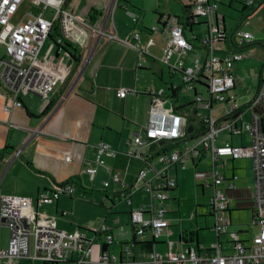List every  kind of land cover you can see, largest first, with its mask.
Listing matches in <instances>:
<instances>
[{
    "label": "crops",
    "instance_id": "0c3cea01",
    "mask_svg": "<svg viewBox=\"0 0 264 264\" xmlns=\"http://www.w3.org/2000/svg\"><path fill=\"white\" fill-rule=\"evenodd\" d=\"M111 1L75 0V3L68 8L70 0H67L66 9L68 11L86 20L95 28L102 29L104 27V35L94 37L91 40L89 33L85 32L86 37L83 40V37L80 38L79 35L84 30L76 24L73 38L62 39L57 47L54 42L56 38L54 31L51 32L54 38L49 37L51 39L48 44L49 47L41 55L42 47L40 55L48 54L50 62L57 64V68L64 76V81L56 84L47 99H40L34 95H24L20 98L21 107H14L6 112L4 106L9 104V101L4 91L0 90V195H17L30 199L31 209L34 212L53 218L56 227L68 235L82 233L79 231L81 228H79V222L75 215L77 212H87L89 208L97 207L95 205L97 195L93 194L100 193L103 197L99 200V205L102 208L106 206L105 203H109V210H111L117 202L121 201L127 202L131 207V192L134 190L146 192L144 188L137 186L139 171L149 168L153 171L161 170L163 165L158 161L160 153L172 147L182 150L198 137L185 138L171 143L165 140L154 141L142 146L132 143L136 136L143 135V131L147 126L152 89L155 91L164 89V95L161 96L164 102L162 108L169 110L170 104H172L173 113L185 117L186 134H189L187 132L189 126H192L191 133L196 126L195 123L188 121V117L193 112L203 116L209 114L208 110L198 107L194 101L181 107L176 104L180 88L171 80L175 77V74L179 73H171L168 67L159 60L165 45V37L160 30L152 31V27L158 28L163 25V22H161L162 25L158 24L159 15L162 16V19L169 17V15L164 14V12L155 13V6L153 4L152 6L151 4L148 5L145 0H136L137 2L118 0L117 6L108 15V7ZM183 1L185 2L183 3ZM247 1L219 0L217 11L224 18L223 25L228 40L232 35L234 36L233 33L244 20L257 18L258 21L264 23V0H253L247 10L242 12V4ZM178 2L182 5L183 10L184 6H190L191 0H178ZM132 3L135 6H132ZM80 5L86 8L76 12ZM91 10L97 13L96 19L89 18ZM123 10L126 14L130 13L132 15L131 19L126 16L128 21H123L121 17L117 16L120 19L119 22H115L113 17L121 15ZM147 11L150 15L146 14ZM133 18H135L134 22L136 20L137 22H131ZM171 20L183 23L181 17H173ZM195 28L199 27L185 28V35L188 40L192 41L194 46L192 50L205 52V49L199 47V44L193 40V36H202V34L194 33ZM135 33L139 35V42L147 51V54L140 58H138L134 49L122 43L127 38L132 40V35ZM244 33H251L250 35L255 41L264 42V36H258L259 30L255 31L252 26ZM109 36H116L117 40L109 39ZM228 40L218 44L223 47L216 49V56L223 58L228 53L238 51L230 46ZM97 41L98 44L92 54V47ZM257 45L259 44L247 47L244 53ZM259 46L264 50L263 46ZM63 51L67 53L68 59L61 57ZM191 51L183 56L184 65L186 66L192 63V58L189 59V64L187 63L188 54ZM79 57H81V61L80 65L77 66L76 62ZM205 57L206 53L204 59ZM85 59L87 61H83ZM176 60L177 57L173 56L171 63ZM160 62L166 67L168 75L172 78L167 82L169 83L167 88L157 86L163 83L164 69ZM82 63H86V68L80 78L76 80ZM137 64H140V67ZM249 66L253 65L248 64L246 68L240 61L233 64L235 94L240 102H246L254 95L260 83L259 79L264 64L260 67L255 80L256 86L253 94L248 93V98H243L236 89L235 73L240 70L246 71ZM249 72L252 73L253 68H250ZM73 85L74 87L70 92ZM163 85L166 84L163 83ZM123 88L133 89L134 92L122 99L118 98L116 91ZM182 88H184L183 84ZM47 108L49 110H46ZM216 111L213 112V119H215ZM215 121V128L218 130L214 141L216 147L224 144L247 146L249 144L244 145V142H251L250 136L243 133L236 135L238 139L234 143L233 135L220 129V123L224 122L225 118L222 117ZM220 134L222 138L219 140ZM244 135H247L248 139ZM173 143L174 145L171 146ZM99 145L108 147L100 155V159L103 161L100 166L95 162ZM16 151L20 153L17 157L14 156ZM204 156L209 157L207 153L200 149L196 155L186 162L185 169L171 166L166 171L167 178L175 180L176 186L168 193V199L165 201L176 202V208L173 211L166 210L164 219L168 221L169 226L159 237L154 239V251L160 254H166L168 251L180 252L194 249L197 254L205 255L210 253L208 251L210 246L217 243V240L223 245L224 251L225 247H227L228 252L230 251L226 238L223 237L225 239L222 240L217 237L215 231L211 228V217L207 219L205 218L206 215L199 216L203 215V212L196 206L199 194L201 196L205 195L204 191L206 189L210 191L209 197L212 193L211 185L204 183L203 186H200L196 183L195 171ZM66 158L70 160L67 161ZM154 160L157 161L158 166L154 164ZM221 161L224 176L221 188L229 199L227 215L230 232L236 233L243 245L249 246L252 238L258 233L253 215L252 189L254 176L252 162L248 158L222 159ZM90 166L97 168L96 174L92 177L85 173V169ZM115 171L121 174V183L112 182L111 179ZM152 176V171L147 172L146 179H151ZM206 177H209L208 174ZM103 183H108V187L105 188ZM229 183L234 185L232 190L227 189ZM68 184L74 187L73 195H60L51 203L38 201L40 195L49 194L51 191H56ZM101 188L102 191H96V189ZM77 190L87 197L86 200L74 197ZM192 206L193 210H191ZM141 207L146 209V206ZM134 210L136 209L132 206L130 212ZM126 211V209H118L119 215L122 213L129 215L130 219V212ZM101 214L98 212L87 221L88 226H90L87 233L91 234V238L86 236L87 239L94 241L100 239L99 235L95 236L90 232V228H97L102 225L100 222L103 215ZM170 214H177L178 220H173L168 216ZM144 217L147 218V214ZM104 219L102 221L103 225L105 224ZM233 223L237 226L233 227ZM108 229L111 231L113 238L115 236L123 242L116 244L118 240L115 238L114 244L104 245L100 250L96 248L91 255V259H96L102 252H107L117 259L125 258L126 255H121L123 244L130 243L133 240L138 244L153 240L149 235L143 238L134 237L132 226L130 230L131 237L128 236L130 239L127 236L126 238L125 236L122 237L119 232L115 233L112 228ZM0 239V249H4L9 240V230L1 221ZM127 239H129L128 242H126ZM66 243L69 245L68 240H66ZM76 255L73 252L71 259H75ZM146 255L139 245L133 248L132 257L135 260H143ZM20 263L28 264L27 261H21ZM38 263L44 264L42 262ZM56 264L68 263L60 262Z\"/></svg>",
    "mask_w": 264,
    "mask_h": 264
},
{
    "label": "built area",
    "instance_id": "2783aa9c",
    "mask_svg": "<svg viewBox=\"0 0 264 264\" xmlns=\"http://www.w3.org/2000/svg\"><path fill=\"white\" fill-rule=\"evenodd\" d=\"M25 0H0V47L3 55L0 57V90H3L9 101L4 106V111L9 112L14 107H21L20 98L24 95H34L40 99H47L53 92L58 82L64 81V76L54 64L50 62L48 54L41 56L40 51L44 42L52 35L57 27L59 36L56 40L58 47L62 39H70L74 36L75 25L78 24L84 30L79 35L89 38L104 35V27L95 28L86 20L66 9L67 0H35L42 6L39 15L26 14L15 20L17 12ZM118 0H112L108 7V15L117 6ZM253 0H248L251 5ZM219 0H191L190 16L193 18L192 26L203 19L206 32L203 36H193L199 47L205 49L206 57L201 63L199 59H193L188 66L184 65L183 56L194 47L192 41L185 35V28L174 20L164 21L162 27H154L152 31L160 30L165 37V45L161 58L171 73L178 72L184 89L193 93L194 103L209 111L207 115H200L207 122V130L198 136L189 146L182 150L175 148L172 151L162 152L158 156L162 169L153 171L151 168L142 169L137 176L138 187L144 188L151 194V204L148 209L141 207L130 212V222L137 237L143 238L149 235L153 240L159 237L169 223L164 219L166 210L162 207L163 201L168 199V193L174 189L176 182L167 178L166 171L175 166L185 169L186 162L196 155L200 149L209 155L211 168L208 176L212 179V193L208 199L207 207L211 217V228L217 237H225L230 246L223 250V245L213 244L208 254L199 255L194 249L180 252L168 251L160 254L156 251L148 253L143 260H135L128 244L121 247V255L125 258L117 259L107 252H102L96 259H91L94 250L101 249L104 245L114 244L111 231L105 226L90 228L95 236H100L98 241L86 238L85 233L68 235L59 230L53 218L41 215L31 209L30 199L17 195H0V219H4L3 225L9 230V240L4 249H0V260H7L10 264L19 261L42 262L44 264L68 263V264H264V81L259 83L254 95L246 102H240L235 94V80L233 77V64L245 57L241 51H233L225 57L215 55V46L227 41V35L223 31V16L217 9ZM48 14L49 17H44ZM132 17V15H128ZM134 20V18H133ZM236 45L249 44L254 38L243 33L239 38L233 36ZM109 39L117 40L116 36ZM128 47L134 49L138 58L147 54L146 49L139 42L137 33L132 35V40L122 41ZM52 46V45H51ZM177 57L174 63L171 58ZM83 61H87L86 59ZM82 61V62H83ZM140 67V64H137ZM201 90L205 93L203 95ZM133 89L123 88L116 91L118 98H124L132 94ZM151 106L149 119L143 135L136 136L132 143L142 146L154 141H177L186 138L185 117L170 113L162 108L164 89L151 90ZM219 104L224 110V122L220 123V129L226 130L232 135L247 133L251 142L248 146H233L224 144L220 147L214 145L218 130L213 119V106ZM250 113V120H243L244 114ZM215 113V112H214ZM106 145H99L96 159L97 165H102L100 159ZM16 151L14 156L19 155ZM248 158L252 162L254 184L252 189L254 222L258 227V233L252 238L249 246L243 245L236 233L230 232L228 219L229 199L221 188L224 182L222 172V159L236 160ZM69 161V158H66ZM153 173L151 179H146L147 172ZM97 172L95 166L85 169V173L94 176ZM113 183H121V174L118 171L112 176ZM105 188L108 183H103ZM136 186V188H137ZM234 185L229 183L228 190ZM74 187L71 184L62 186L49 194L40 195L39 202L50 203L60 195H73ZM147 214V218L144 215ZM102 236V238H101ZM66 240L69 241L67 245ZM226 246V245H225ZM76 253V258L71 259V254ZM124 259V260H123Z\"/></svg>",
    "mask_w": 264,
    "mask_h": 264
},
{
    "label": "rangeland",
    "instance_id": "374dc122",
    "mask_svg": "<svg viewBox=\"0 0 264 264\" xmlns=\"http://www.w3.org/2000/svg\"><path fill=\"white\" fill-rule=\"evenodd\" d=\"M94 1V0H91ZM105 1V0H103ZM136 0H130V2H133ZM188 1V0H186ZM122 2V1H121ZM129 2V1H127ZM137 2V1H136ZM145 2L152 6V4L155 6L156 12H164V14L169 15V19L171 20L173 17H181V19L183 20V12H182V5L178 2V0H145ZM185 1H183L184 3ZM75 3V0H70V2H68V8H70L73 4ZM226 3V2H225ZM134 4L132 3V6ZM67 6V5H66ZM135 6V5H134ZM86 8V7H85ZM83 8V5H80L76 12H80L81 10L85 9ZM42 12V6L36 2L35 0H25L24 3L21 5L19 11L17 12V15L15 17V20L23 17L26 14H31V15H39ZM119 12V11H118ZM153 12V11H152ZM147 15H150V13L147 11L146 12ZM131 15L130 13H127L123 10L121 11V15H116V17H113V20L116 22H119L118 17H121V19L123 21H128V18L126 16ZM118 16V17H117ZM46 18L49 17L48 14H45ZM129 17V16H128ZM129 19H131L129 17ZM135 20V18H134ZM134 20L132 19L131 22L133 21V23L137 22V20L134 22ZM181 20V21H182ZM165 19H162L161 22L164 23ZM201 24V27L199 28H195L194 33L197 34H202L205 35V25L203 24L205 21L203 19L199 20ZM155 24V22H154ZM153 24V25H154ZM152 25V26H153ZM239 27L236 29V31L233 33L234 35H236L237 37H241L242 34L246 31L249 30V27L252 26L255 31L259 30L258 36H264V23L262 21H258L257 18H251L249 20H244L241 25H238ZM154 27H152L153 29ZM251 34V33H250ZM261 40V39H260ZM255 41V39H254ZM51 42V39L48 38L47 42L43 45V49L41 51V55L44 54L47 50V48L49 47L48 44ZM223 46L220 45H216L215 48H222ZM64 53L61 52V57L68 59V57L66 56L67 53L65 51H63ZM158 54V53H157ZM3 55V49L0 47V57ZM245 57L240 60L241 64H244L245 67L248 64H252L253 66H249L248 70L246 71H237L238 73H235L236 76V89L237 92L240 96H243V98H248L247 94L249 93L250 95L253 94V90L254 87L256 86V78L258 75V72L260 70V67L264 64V50L262 47H260L259 45L254 46L250 49H248L246 51V53L244 54ZM161 56V55H160ZM205 56V52L202 50H196L193 49L189 54H188V60L187 63L189 64V59L192 58L196 59L199 58L201 63L203 62ZM160 58V57H159ZM71 59V58H70ZM73 61V59H71ZM161 63V62H160ZM162 64V63H161ZM191 64V63H190ZM57 65V64H56ZM162 67L164 69V74H163V83H165L166 85H163V83L158 84L157 86H163V88H167L168 84L167 82H169L170 76L168 75V71L166 70V67L162 64ZM247 68V67H246ZM250 68H253V72H249ZM247 74H249V76H247ZM175 77H173V79L171 80L172 83L177 84L178 87L180 88V91L178 93V102H176L178 107L183 106L184 104H187L189 102L194 101V96L193 93L187 91L186 89L182 88V82H181V77L179 74H175ZM239 76V79L237 80V77ZM264 76V72L263 75ZM201 93L203 95H205V93L203 92V90H201ZM248 94V95H249ZM175 104V103H174ZM190 107V106H189ZM214 110L216 111V116H215V120H218L220 118L223 117L224 115V110L220 109V105L216 104L214 106ZM170 113H172V104L170 105L169 108ZM243 120L246 122H249L250 120V114L248 112H246L244 114ZM219 140L221 137V134L219 135ZM245 138L248 139L247 135H244ZM233 142L236 143V140L238 139V137L236 135H233ZM250 144L249 141H245L244 145ZM248 146V145H247ZM154 164L156 166H158L157 161L154 160ZM210 167H211V162L209 160L208 156H204V159H202L198 165H197V169L195 171L196 173V179L198 184H200V186H203L204 183H206L207 185H211L212 183V179L210 177H206L205 176L209 173L210 171ZM199 175V176H197ZM103 189H96V191H102ZM106 191V190H104ZM205 195L201 196V194L198 195V201L196 202V206H198L199 210H201L203 213V215H199V216H205V218L210 219V216L208 214V207H207V201L209 198V194L210 191L208 189H206L204 191ZM93 195H97V199L95 201V205H97V207L95 208H89V210H87V212L81 211V212H77V214L75 215L78 222H79V228H81V230H79L82 233H86V236L91 238V234H88V230L89 227L87 223V221L89 220V218H91L92 216H95L96 213H102L101 215H103V218L101 219V224H103V219L105 221V226L107 228H112L113 231L119 232L120 235L122 237L127 236V238L130 239L131 237V225H130V219H129V215H124L123 213L121 215H119L118 213V209H126V212H130L132 206L138 210L141 206H146V209H148L150 207V201H151V194L149 192H143L142 190H134L133 192H131V201H132V206L130 207L129 204L127 202L121 201V202H117L115 204V206L109 210V206L107 203L106 206L104 208L100 207L99 205V200H101L103 197L101 196V194H93ZM75 198H79L81 200H86L85 198H87L86 196L82 195L81 193L77 191H75ZM189 200V199H187ZM109 202V201H108ZM164 203H162V207L165 210L168 211H173L176 208V202H171V201H163ZM189 203V201H188ZM92 209V210H91ZM191 210H193V206L191 208ZM124 212V213H126ZM260 215L263 216L264 215V210L261 209L260 210ZM171 218H173V220H178V216L177 214H170L168 215ZM201 218V217H200ZM99 223V224H100ZM98 225V224H96ZM94 225V226H96ZM99 226V225H98ZM237 224L233 223V227H236ZM241 226V225H238ZM228 230L230 231V227L228 228ZM130 235V237H128ZM116 237L114 236V239ZM222 240H224L225 238H223L222 236L220 237ZM118 240V238H116ZM129 239H127L126 242L129 241ZM1 242V239H0ZM123 241L118 240L116 242V244H119ZM229 246V245H228ZM118 247V245H117ZM1 264H8L9 262L7 260H0ZM20 264H24V263H20ZM31 264H40L38 262L35 263H31Z\"/></svg>",
    "mask_w": 264,
    "mask_h": 264
},
{
    "label": "trees",
    "instance_id": "16d2710c",
    "mask_svg": "<svg viewBox=\"0 0 264 264\" xmlns=\"http://www.w3.org/2000/svg\"><path fill=\"white\" fill-rule=\"evenodd\" d=\"M250 5H247L246 3H244V4H242V12H244V11H246L247 10V7H249ZM190 6H184L183 7V10H182V12H183V23L182 22H179L178 21V23H181L182 25H183V27L184 28H187V27H201V24L202 23H200L199 21H198V23H196L195 25H191L190 23H192V21H193V18L190 16ZM96 15H97V13L94 11V10H91L90 11V13H89V18L90 19H96ZM161 20H162V16L161 15H159V18H158V24L159 25H162L161 24ZM169 20V17H166L165 18V21H168ZM175 20H177V19H175ZM204 25H205V23H203ZM163 26V25H162ZM205 28H206V25H205ZM206 32V31H205ZM54 36L56 37L55 39H54V42H55V44H56V40H57V38H58V36H59V32H58V28L56 27L55 29H54ZM54 36H52V35H50V37H52V38H54ZM228 36V35H227ZM226 41V40H225ZM229 41V44H230V46L231 47H233V49H235V50H238V51H241V52H245V49L247 48V47H249V46H252V45H255V44H259V45H261V46H263L264 47V42H261V41H253L252 43H249V44H243V45H241V46H238V45H236V43H235V40H234V37H233V35L231 36V38L228 40ZM197 42V41H196ZM57 45V44H56ZM60 48V47H59ZM62 49H63V47H62ZM72 56H73V54H71ZM75 58H76V56H74ZM78 60H80L81 61V57H79V58H77V61ZM263 70H261V75H260V79H259V82L261 83V82H263L264 81V76H262L263 75V72H264V66H263V68H262ZM46 110H49L48 108L46 109ZM188 121L189 122H192L193 124L195 123V129H194V131L192 132V133H189V134H186V138L188 139V138H195L196 136H201V135H203L204 133H205V131L207 130V122H206V120L203 118V117H201L200 115H198L196 112H193L191 115H190V117H188ZM194 127V126H193ZM168 142H176V141H168ZM172 145H174V143L173 144H171V146ZM172 149L174 150L175 149V147H172V148H170V149H168L167 151H172ZM167 151H163V152H167ZM75 183V182H74ZM130 214V213H129ZM132 226V225H131ZM136 235H135V233H134V237H135ZM126 244H128L129 246H130V248H131V250H132V254H133V248L136 246V245H139L142 249H143V251L146 253V254H148V253H150V252H152L153 250H154V244H155V241L154 240H151L150 242H141V243H136L135 242V240H133V241H131L130 243H126ZM124 245V244H123ZM21 261H19V262H17V263H15V264H18V263H20ZM28 262V264H31V263H33V262H29V261H27ZM54 264H56V263H54Z\"/></svg>",
    "mask_w": 264,
    "mask_h": 264
},
{
    "label": "water",
    "instance_id": "95a60500",
    "mask_svg": "<svg viewBox=\"0 0 264 264\" xmlns=\"http://www.w3.org/2000/svg\"><path fill=\"white\" fill-rule=\"evenodd\" d=\"M223 24H224V19H223ZM223 31L225 32V28H224V26H223ZM97 44H98V41H97V43H95L94 45H93V47H92V54L94 53V51H95V49H96V46H97ZM77 66L78 65H80V60H78L77 62ZM55 64V63H54ZM56 65V64H55ZM82 66H81V68H80V70H79V73H78V75H77V79L76 80H78L79 78H80V76H81V74L83 73V71L85 70V68H86V63H82L81 64ZM57 66V65H56ZM76 82V81H75ZM73 87H74V85L72 86V88L70 89V92L72 91V89H73ZM170 104V103H169ZM171 105V104H170ZM191 131H192V126H189L188 128H187V132L188 133H191ZM263 133H264V130H263ZM55 201V200H54ZM52 202V201H51ZM50 202V203H51ZM0 221L2 222V224L4 223V219H0Z\"/></svg>",
    "mask_w": 264,
    "mask_h": 264
}]
</instances>
